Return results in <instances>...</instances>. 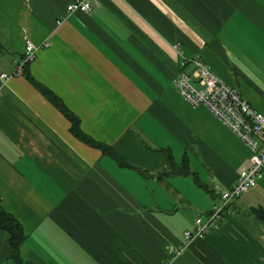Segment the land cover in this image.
<instances>
[{
	"label": "crops",
	"instance_id": "1",
	"mask_svg": "<svg viewBox=\"0 0 264 264\" xmlns=\"http://www.w3.org/2000/svg\"><path fill=\"white\" fill-rule=\"evenodd\" d=\"M72 1L0 0V71L15 70L26 39L40 47L0 99L1 204L24 228V261L165 264L168 247L213 210L216 186L232 187L251 156L177 90L174 45L264 114V0H91V12L68 13ZM27 72L126 164L77 138ZM184 160L190 173L178 172ZM253 207L264 208V170L169 264H264ZM10 255L0 229V264Z\"/></svg>",
	"mask_w": 264,
	"mask_h": 264
},
{
	"label": "built area",
	"instance_id": "2",
	"mask_svg": "<svg viewBox=\"0 0 264 264\" xmlns=\"http://www.w3.org/2000/svg\"><path fill=\"white\" fill-rule=\"evenodd\" d=\"M91 0H73L67 12H91ZM49 45V43H46ZM181 57L180 71L175 86L182 97L193 107H206L223 124L230 128L251 149L250 164L240 170L236 183L226 189L216 186L220 198L207 218L198 217L195 226L183 232L185 242L168 247L169 262L195 238L204 237L228 212L232 200L255 187L264 170V114L245 99L240 90L224 81L200 56L186 58L180 44L174 45ZM39 46L26 39L25 51L13 72L0 71V99L7 82L14 76L23 75L36 58Z\"/></svg>",
	"mask_w": 264,
	"mask_h": 264
},
{
	"label": "trees",
	"instance_id": "3",
	"mask_svg": "<svg viewBox=\"0 0 264 264\" xmlns=\"http://www.w3.org/2000/svg\"><path fill=\"white\" fill-rule=\"evenodd\" d=\"M29 81L52 103L54 104L71 122V132L80 140L85 143L101 149L104 153L115 157L121 164H126L122 161L121 157L117 154L113 147L101 143L91 136L86 134L81 128L80 118L75 115L70 109L64 104L62 99H60L53 91L48 89L45 85L37 81L29 72L26 73ZM170 157H172L170 155ZM182 168L178 169L179 173H190L187 166V162L184 160L182 162ZM176 173V170H174ZM251 213L256 216V218L264 221V208L263 207H253ZM0 229L5 230L9 234V243L11 247L10 258L14 264H35L31 261H24L21 256V248L26 240V233L20 221L9 211H7L1 204L0 200Z\"/></svg>",
	"mask_w": 264,
	"mask_h": 264
},
{
	"label": "rangeland",
	"instance_id": "4",
	"mask_svg": "<svg viewBox=\"0 0 264 264\" xmlns=\"http://www.w3.org/2000/svg\"><path fill=\"white\" fill-rule=\"evenodd\" d=\"M9 263H12L11 261H9ZM7 264V263H6ZM13 264V263H12Z\"/></svg>",
	"mask_w": 264,
	"mask_h": 264
}]
</instances>
